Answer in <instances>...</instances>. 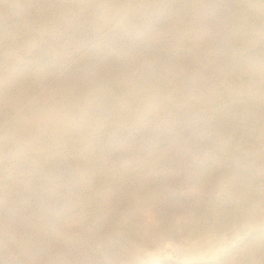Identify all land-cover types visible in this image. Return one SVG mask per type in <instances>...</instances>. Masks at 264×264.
<instances>
[{"label": "bare ground", "instance_id": "6f19581e", "mask_svg": "<svg viewBox=\"0 0 264 264\" xmlns=\"http://www.w3.org/2000/svg\"><path fill=\"white\" fill-rule=\"evenodd\" d=\"M19 1L24 4V15L27 17L34 15V19H29V25L36 28L32 35H27L29 37L27 42L36 41L40 46L48 47L52 50L51 55H54V60L57 62V70L60 71L56 78L53 75L55 71L51 73L45 70L32 80L29 89L24 90V93L20 94V98H18L20 101H17L18 104L14 103L11 105L10 108H14V110L10 113L20 108L17 105L21 106L22 111L19 119H22L27 124L24 128H21L18 125L19 123L14 125L11 123L10 130H18L19 132L15 134L14 140L26 142L22 144H28L38 154H41L45 149L43 141L53 142L50 144L59 145L62 148L64 152L62 158L57 159L65 158L62 162L68 172L67 178H70L69 181H65V186H67L68 191L72 190L74 195L69 197L70 200L64 202V205L68 207L66 209L68 212L65 211V214L58 212L59 214L53 218L48 215L46 210H39V213L36 214L42 216L44 224H49L51 227L47 237L41 235L40 232L42 230L40 227L32 226L30 230L25 224L23 217L16 224L14 221V217L18 216L15 213L16 208L7 207L0 199V249L6 253L17 254L18 252L17 264H94L80 256L82 254L81 251L84 249L83 246L75 248L77 243L89 238V242L84 243L103 245L101 249L105 258H108V260L112 259L109 261L113 264H123L128 253H130L128 255L130 261H138L142 258V252H147L154 248L152 243L156 244V249L165 247L168 244L165 243L167 238L182 233L178 231V228H182L181 231L187 235H203L205 233H208V236L213 233L225 235L228 233V228L233 225L238 226L247 221L255 225L264 222V184H256L250 175H246L247 173L243 174L242 170L249 171L250 165L238 158L240 156L239 152L233 151L229 143H218L219 151H212L210 147L213 143H205L206 141L198 143L196 146L194 142L195 144L193 143L191 147H185V152L188 149L202 151L203 153L205 151L210 152L212 157L215 158L213 161H194L186 158L174 160L170 158L171 155L162 160L155 156H149L151 157L150 159L141 160L135 158L138 150L131 147H118L119 151L115 153L113 150L111 151L113 153L109 151L110 154L107 153L109 157H104L106 154L103 157H93L94 155L87 157L86 154L88 155V153L85 148L94 143L91 140L84 139L87 137V132L99 130L100 124L108 126L106 119L100 118L99 120V117L104 116L105 113L114 114V117H119L120 119H128L130 114L135 112L137 118H139L137 121L134 119V122L142 124V118L152 112L155 114L153 118L162 117V114L169 112L171 115L170 119H172L171 122L177 125L181 121V116H184L183 113L190 117L195 107L203 108L206 104L207 108L217 109L222 116L225 111L224 107L222 108L216 102L217 96H220L224 91L205 82L203 79L205 75L212 81L218 79L219 82L223 81L231 84V80L235 78V75L242 76L243 71L241 69L244 67L243 69L249 70L250 74L256 76L264 88V51L262 50L261 55L259 54V64H253L252 60L257 56L258 51H246L251 41L246 36V33L250 32L253 27L250 25L251 23L243 22L242 18L244 16L240 13L244 11L246 14H254L251 9V1L254 2L253 0H180L181 4L178 12L184 15V13L188 12V9H191L190 12L193 15L190 20L188 19L189 21L182 23L177 20L176 15L179 14L177 11L176 15L172 13L173 9L166 13L168 7H164L161 0H116L118 6L111 11L110 17L104 18L101 24L91 28L93 36L89 39L94 44L86 38L78 39L77 32H85L80 26H75L73 30L68 29V31L64 32L60 29L55 31L50 27L52 20L56 22L55 24L61 21L58 18L73 20V23L75 22L78 25V20L86 24V26L92 25L94 21L91 19L92 11L96 7L94 2L85 0L83 8L79 0H60L61 3L57 2L59 6L52 7L42 5L39 0ZM55 1L57 0L51 1L50 4L53 5ZM223 2L229 7H234L235 10L227 13ZM226 14L227 17L224 18ZM12 15H14V12H10L5 18L9 19L10 17L9 20L14 22ZM72 17L76 18L72 19ZM160 20L164 21L161 24V29L155 26L156 22ZM228 20L232 23L231 25H237L236 30H234L233 26H224ZM4 21L0 20V26L5 25ZM73 23H70L69 26H72ZM27 27L28 25L26 24L22 32H28ZM238 28L239 30H237ZM100 29L104 31H100ZM43 31L47 33H43ZM164 33H169V35L167 34L168 36H166ZM73 34L77 37L79 45L68 49L66 47L70 45V39H72ZM111 34L121 36V41L116 43L120 53L113 56L109 55L110 53L101 55L100 52L103 51L102 53H104L106 51L103 48L104 46H102V38ZM250 35L252 34L249 33ZM46 36L47 38H45ZM188 39H191L190 43L192 45L190 44V46L194 47L192 48L194 50L192 53L183 50V46ZM13 42L16 41L13 40ZM261 46L260 48L263 47ZM227 48L228 51L224 53ZM230 51L235 58H229L230 54L228 52ZM81 52L87 54L86 57L82 61L79 60L80 62L74 61L75 59L73 60L72 56H78ZM82 56L83 54L80 55V58ZM92 58H95L99 63L92 65ZM228 60L233 61L234 68L230 69L227 66ZM144 61H146L145 64L147 62L148 64L150 63L152 69L136 71L137 69L135 68L141 67ZM100 63L103 64V69L98 66ZM10 64H13V71L8 73L9 77L18 79L17 82L31 78L28 75V71H19L13 61H10ZM205 64L212 66L211 74L204 71L203 67ZM6 65H9V62ZM179 73L182 75L181 77ZM170 81L177 86H171L172 88L165 91L164 86ZM219 82L217 81V83ZM120 83H131V85L126 86L124 89H119L118 85ZM223 87L225 86L223 85ZM241 89L248 94L255 92L254 88L252 90L249 87H242L239 91ZM164 91L167 93L182 92L184 98L180 100L172 97V99H165L163 97ZM33 92L37 95L34 98L36 105L35 102L28 101V97ZM119 96H123L127 100L130 108L120 105L121 101H117ZM202 97H204L203 103H198ZM230 99L231 103L235 102L234 99L237 101L236 96L233 95H231ZM155 105L157 106L154 107ZM235 108L242 110L248 115L246 119L238 120V123H235L243 125L244 130H253V134L249 137L246 135L239 136L238 132L235 131L234 135L240 141L246 139L248 144L250 143L249 150L251 148L252 151L255 148L257 149V154H255L260 160L261 165L259 167L262 169V180H264V100L262 93L258 94L256 98L242 101V103L238 102ZM30 113H34L35 118L33 116L30 117ZM233 118L232 115L225 117L226 121L232 122L234 121ZM16 125L18 126L16 127ZM211 125L216 129V133H220V124ZM208 127L211 128L210 125ZM177 129L180 128L177 126ZM197 133L199 134V131ZM75 138L77 139L73 141L72 139ZM93 138H95V135ZM196 138L195 140H198ZM34 140L43 141L34 143ZM145 144L147 143L145 142ZM106 146L109 148L108 145ZM103 150L105 151V149ZM245 151L247 152V150ZM54 153L60 154L57 151L53 152L50 150L49 155L52 154L53 157ZM181 157H183L182 154ZM56 163L57 161H54L53 166ZM44 164H46L44 161L39 162L41 168ZM44 176L55 180L51 171L49 172V177L45 174ZM245 182L250 185V192L246 191L247 193H243L244 187L242 185ZM35 185L38 186L39 183L36 182ZM185 187L188 191L199 192L194 198L202 205H209L210 211L203 214L198 212L195 215L191 214L189 218L178 224L170 220L175 217L176 211L173 208H177V206L161 211L159 196L161 197V193L167 190L171 193L170 201L174 200L180 205L184 204L186 198L183 196L178 197L177 192ZM219 190L226 192V196L219 194ZM253 192H258L259 195L256 193L258 196L254 197ZM69 194L71 195V192ZM205 195H209V198L206 199ZM53 200L55 199L50 201L45 199V202L46 204H51L50 202ZM230 201L234 203L233 207L236 206L235 208L232 207L235 209L234 211L228 208L229 204L227 203ZM247 201L251 203L252 201H257V205L247 206ZM38 202L45 204L42 200ZM212 207H214V210H212ZM149 209L156 210L157 218L149 217L147 213ZM211 210L217 211L218 214L213 216ZM222 213L223 215L227 213L228 216L226 218L225 216L222 217L220 215ZM99 216L115 221L107 228L105 226L101 227L99 229L100 233H92L91 226L93 224L98 225V227L101 226L97 220ZM121 218L128 220V226L121 222ZM134 223L140 224L138 231L135 230ZM122 228H125L126 232L130 233L129 237H131L129 240L137 244L134 245L135 249L130 245L129 248L125 247L127 249L121 247V251L125 249V252L126 250L128 252L125 253V256L124 251L121 252L117 249L120 247H116L117 245L114 241L115 239L118 240L119 229ZM73 235L77 236L75 243L71 245L68 242L69 240L66 241V239L72 238ZM55 236L61 237V243H59L57 254H52L50 246L54 244ZM132 236H138L140 239L138 240L137 238L135 242L136 238L131 240ZM208 236L207 238H209ZM7 237L13 238L11 240L14 241H8ZM45 238H48L47 242L44 240ZM120 241L122 242V240ZM119 242L118 244H120ZM36 249L38 252L35 251ZM68 251H72L71 256L69 254L66 257ZM72 257L75 260L71 259ZM140 264L144 263L141 261Z\"/></svg>", "mask_w": 264, "mask_h": 264}, {"label": "rangeland", "instance_id": "374dc122", "mask_svg": "<svg viewBox=\"0 0 264 264\" xmlns=\"http://www.w3.org/2000/svg\"><path fill=\"white\" fill-rule=\"evenodd\" d=\"M51 1H53V0H47L46 2H45V0L44 1L39 0V2H41L42 5L44 4L47 7L59 6L58 3H61L60 0L59 1L57 0L54 2L53 5H51L50 4ZM79 1L81 2L80 5H82V7L84 8L85 0H79ZM90 1L94 2V5H96L94 10L92 11L91 19L94 20L92 25L86 26V24L79 22V20L77 21L79 23V25H78L75 22L73 23V20H68L67 18L66 19L58 18V20H61V21L58 24H55L56 22L52 20V22L50 23L51 24L50 27H52V29H54L55 31H58L60 29L61 31L64 32L66 30L68 31V29L73 30L75 28V26H77V27L80 26V28H82L85 32L80 33L78 31L77 32L78 39L79 38H86L88 40L89 38H91L93 36L91 28L101 24L104 18L110 17L111 11L114 10V8L118 6L116 3V0H90ZM239 1H241V0H239ZM253 1L254 2L251 1V9H252L254 14H246L244 11H241L240 13L242 14V16H244L242 18L243 22L249 23V24L251 23L250 25L253 27V29H255V30L251 29L250 32L248 31V33H246V36H248V38H250V40H251L249 45H248V47H250L251 49L247 47L246 51H251V50L258 51L257 56L252 60V62H254L253 64L258 65L259 60H260L261 51L262 50L264 51V10H263L264 9V0H259L258 2H257V0H253ZM161 2H163L162 5L164 7L165 6L168 7L166 10V13H168L167 11H169V10L171 11L173 9L172 13H174L176 15V11L177 12L179 11V6L181 4L180 0H177V1L176 0H174V1L173 0H171V1L170 0H166V1L161 0ZM224 4L225 3L223 2V6L226 9L227 13L233 12L235 10L234 7H232V6L229 7V5H226V4L224 5ZM217 5H219V3H217ZM261 6H263V7H261ZM23 9H24V4L19 0H0V20L4 21L6 19L4 21L5 25L0 26V74L6 73L4 75L3 74L0 75V199L2 200V202L5 205H7V207L16 208L15 213H17V215H18L16 217H14V221L16 224L19 222L20 218L23 217L25 224L28 226V228L30 230L32 229V226L40 227V229L43 232V234H42V232H40L41 235L42 236L45 235L47 237V235H48L47 233L50 232L51 227L49 224H44L42 216H39L36 214L39 213V210H46L48 212V215L49 216L51 215L52 218L56 217L59 213L65 214L66 212H68V210H66V209H68V207H66L64 205V202L66 200H70L69 197L73 196L74 194H73L72 190L68 191L67 186H65V183H66L65 181L66 180L69 181V179H70V178L69 179L67 178L68 172H67L66 168L64 167L65 166L64 163L62 162V160L65 158L57 159V158H62V155L64 153L62 151V148H60L59 145H51L50 143H53V142H49V141L45 142L43 140H34V143H40L42 141L45 143V145H44L45 149L42 151L41 154H38L36 152V150H34L33 148H30L28 144H22V143H26V142H23L20 140L19 141L14 140L15 134L17 132H19L18 130H15V129L10 130L11 123H13L12 125L19 123L18 125H20L21 128H24L27 124L22 119H19L20 113L22 111L21 106L17 105V107H20V108H17L13 113H10L14 110V108H10L11 105L14 103L18 104L17 101H20V100H18V98H20V94L24 93V90L29 89V86L32 83V80L34 78H36L37 76H39L45 70H48L51 73H53L55 71L53 75L56 78L58 77L57 74H59V71H60V70H57L58 67L56 66L57 62H56V60H54V58H55L54 55L53 54L51 55V52H53L52 50H50L48 47L40 46L36 41L27 42L28 41L27 38H29L27 35H30V34L32 35L36 27L29 25V23H30L29 19H34V15H30L29 17H27L26 15H24ZM81 10H83V9H81ZM83 11H85V10H83ZM190 11H191V9L190 10L188 9V12L186 11L187 13L186 14L184 13V15L182 13L180 14L178 12L179 14H177L176 17H177V20L179 21V23L187 22L191 19L190 17H192L193 15H192V12H190ZM10 12H14V15H12V19L14 20V22H11L9 20L10 17H9V19L5 18V16L10 14ZM255 13H256V15H255ZM35 14L38 15V13H36V12H35ZM153 14H156V13H153ZM164 14H165V12H164ZM230 14H228V15H230ZM68 17L70 18V16H68ZM226 17H227V14L224 16V18H226ZM75 18L76 17H72V19H75ZM184 18H185V20H184ZM229 20H228V22H225L224 26L225 25H226L225 27H232L233 26L234 30H236L237 25H231L232 23H230ZM70 23H73V25L69 26ZM163 23H164V21L160 20V21L156 22L155 26L159 27L161 29V26H162L161 24H163ZM26 24L28 25L27 29L30 32L29 31L28 32H22V30L24 29ZM22 26H23V28H21ZM6 27H8V28H6ZM3 28H5V29H3ZM239 28L237 30H239ZM256 28H257V30H256ZM103 29H104V27H103ZM103 29L102 30L100 29V31H104ZM71 30H70V32H71ZM182 32H183V30H182ZM43 33H47V32L43 31ZM249 33L252 35L249 36ZM167 34L169 35V33H164V35L168 36ZM253 34H254V36H253ZM261 35H262V37H260ZM47 36L45 38H47ZM261 39H263V40H261ZM13 40H15L16 42H13ZM76 40H77V37L73 34L72 39H70L71 43L66 48L69 49V47L74 48L75 45L78 46L79 42H78V40L77 41ZM115 40H117V42H115ZM120 41H121L120 35L115 36V34H111L107 37L106 36L103 37L102 38V46H104L103 48L106 49V51H104V53H102L103 51L100 52L101 55L102 54L106 55L107 53H110L109 55H112V56L118 55L120 53V50H119L116 43H118ZM90 42H92V41L90 40ZM190 42H191V39H188L186 41L185 45L183 46V50L188 52V53H192V51H194L192 49L194 47L190 46V44L192 45V43H190ZM92 44H94V43L92 42ZM258 44H259V46H258ZM260 46L262 48H260ZM227 51H228V48H227V50L225 49L224 53H226ZM231 53H232L231 51L228 52V54H230L229 58H231V57L235 58L234 56H232L234 54L232 53V55H231ZM81 54H83L82 58H80ZM86 55L87 54H84L81 52L78 56H74V57L72 56V58H73V60L75 59L74 61L80 62V61H82V59H84V57H86ZM257 58H259V59H257ZM10 61H13L14 63H16V66H17L16 68L19 71H25V72L28 71V75L31 78H27L24 81L17 82L18 79H13V78L9 77L8 73H11V71H13V69H12L13 64H10ZM228 61L229 62H227V64H228L227 66L230 67V69L234 68L235 65L233 64V61L232 60H228ZM8 62H9V65H6V63H8ZM145 62L146 61H144L142 63L141 67H137V65H136L137 68H135V66H134V68L137 69L136 71L151 70L152 65L150 63L148 64V62L145 64ZM94 63H99V62H97V60L95 58L94 59L92 58L91 64L93 65ZM51 64H52V66H51ZM98 66H100L102 68L103 64L100 63V64H98ZM211 67L212 66L210 64H208V65L205 64L203 69L205 72H209L211 74V72H212ZM142 68H144V69H142ZM243 68L241 70L243 71L242 76H244V77H242L240 75H235V78H232V80H231V84H228V83L223 82V81L219 82L218 79H215L214 81H212V80L208 79L209 78L208 76H206V75L203 76L204 81L209 83V85L214 86V87H218L219 90L224 91L220 96H217L218 99L216 102L217 104L219 103L222 108L224 107L223 109L225 111H224L222 116H221L220 112H218L217 109L215 110V109L207 108L206 104L204 105L203 108L195 107V109H193L194 111L192 112V115L190 116L191 118L189 116H187V114L183 113L184 116H181L182 117L180 119L181 121L179 120L180 122L177 123V125L171 122L172 119H170L171 115L169 112H167V113L165 112L164 114H162V117H159V118H155V117L153 118V115H155V114L152 112L150 115H147L146 117L142 118L143 119L142 124H138V123L134 122L135 120L137 121V119L139 118V117L137 118V114L135 112L130 114V117H129L130 120H129V118L128 119H120L119 117H114L113 116L114 114L112 115L111 113L110 114L105 113L104 116L99 117V120H100V118L106 119V121L108 122V126L106 124H100L99 130H94L96 133L94 131H92V132L89 131V132H87V135H86L87 137L84 138V139L91 140V141H93L92 143H94V144L89 145L85 148V150L88 153V155L86 154V156L88 157L90 155L89 157H92L94 155L93 157H103V155H105V154L107 155V153L110 154V152L112 150L114 153L118 152L119 151L118 147H127V148L131 147L132 149L138 150V153H137L135 158H138L141 160H147V158L150 159L151 157H154V156L159 157L162 160V159L169 157L171 155L170 158H173L174 160H178L179 158L180 159L186 158V159H190V160H194V161H200V160H202V161H211L212 160L213 161L215 158L212 157L210 152L205 151L203 153L202 151H198V150L193 151V150L188 149V151H190L188 153V151L185 152V149L189 148V146L191 147L194 142L196 143V144L194 143L196 146L198 143H202L203 141H206L205 143H213L212 146L210 147V149L212 148V151H216V150L219 151V144L218 143H229L231 148L233 149V151H235L236 153L239 152L240 156L238 158L243 160L244 163L250 165L249 171L242 170V172H244L243 174L247 173L246 175H248V176L250 175V177L253 178V180L256 182V184H260V185L264 184V180H262L263 179V175L261 172L262 169H260V167H259L261 165L260 160L256 156L257 149L255 148V150L252 151V148H251V150H249L250 149L249 148L250 143L248 144L246 139L240 141L234 135L235 131L238 132L237 134H239V136L246 135L247 137H249L253 134L252 133L253 130L252 131L250 129L244 130L243 125H240V124L238 125L235 123V122L238 123V120L246 119L248 117V115L245 112H243L240 109L235 108L237 106V103L238 102L242 103V101H246V100L248 101V99L250 100L251 98H256L257 95L261 94V93H262V98L264 100V88L262 87L260 81L256 78V76L254 74H250L249 70L246 71V69H243ZM132 69H130V70H132ZM181 76L182 75L180 74V77ZM217 81L219 83H217ZM237 81H239V82H237ZM255 82H256V84H255ZM125 84L120 83L118 85L119 86L118 88L124 89V88H126V86L131 85V83H129V84L127 83L128 85L127 84L125 85ZM167 85H168V87H167ZM223 85L225 87H223ZM171 86L175 87L177 85L174 82L172 83V81H170V83L168 82L164 86V90L167 91L168 89L172 88ZM256 86H257V88H256ZM242 87H249L252 90L254 88L255 92H253V94H248L246 91H243L242 89L239 91V89ZM31 88H32V86H31ZM27 92H29V91H27ZM162 94H163V92H162ZM231 95L236 96L237 101L234 99V101H235L234 103H231V99H230ZM36 96H37L36 93L33 92V94L30 95V97H28V101L34 103L35 102L34 98H36ZM204 96H207V95H204ZM157 97H158V95H157ZM163 97L165 99L178 98L180 100V99L184 98V94L182 92H180V93L179 92H175V93L174 92H171V93L165 92V94H163ZM117 99H118L117 100L118 102L121 101L120 102L121 104L119 103L121 106H126V108L129 107L127 100L124 99L123 96H121V97L119 96ZM202 100L204 101V97L200 98L198 103H203ZM36 104L37 103L35 102V105ZM156 106L157 105H155L154 107H156ZM183 108L186 109L185 107H183ZM226 108H228V109H226ZM19 110H20V112H19ZM230 110H231V112H229ZM237 111H240V112H237ZM136 112H139V111H136ZM212 112H213V114H212ZM210 114H212V115H210ZM228 115H232L234 117L233 122L232 121H226L225 117L227 118ZM31 116H33V118H35L34 113H32V114L30 113V117ZM160 118H162V119H160ZM156 119H158V120H156ZM165 119H166V121H165ZM120 120H122V122H120ZM211 120H213V121H211ZM110 122L113 124L111 125ZM230 122H232V123H230ZM109 123L111 126L109 125ZM210 123L213 125H216V123L220 124L221 126L218 125L222 129V130L220 129V131H219L220 133H216V131H215L216 129ZM207 124H209L210 127L211 128L213 127V128L212 129L209 128L208 127L209 125H207ZM18 125H16V127ZM177 126L180 129H177ZM110 127H111V129H110ZM161 128H162V130H161ZM188 129H190V130H188ZM157 130H158V132H157ZM233 130H234V132H233ZM197 131H199V134L197 133ZM138 132H139V134H138ZM143 133H145V134H143ZM94 135H95V138H93ZM149 135H151V136H149ZM131 137H132V139H131ZM195 138L198 140H195ZM76 139L77 138L72 139V140L74 141ZM180 139L182 140V142ZM145 142L147 144H145ZM56 143H61V142H56ZM80 143H82V142H80ZM105 143H106V145L109 146V148L105 145ZM183 145H184V147H183ZM105 147H107L108 149ZM113 147H114V149H113ZM168 147H170V148H168ZM182 147H183V149H182ZM241 148H244V149H241ZM103 149H105V151H107V152H105ZM50 150H52L53 152L57 151L58 153H60L59 154L60 156L57 155L56 153H54V156L52 157V154L49 155ZM245 150H247V152ZM242 151H244V152H242ZM95 152H96V154H94ZM113 152H111V153H113ZM91 153H93V154L91 155ZM181 154L183 157H181ZM106 155L104 157H109L108 155L107 156ZM149 156H151V157H149ZM52 159H56V160H52ZM40 161H44V163H46L43 165L42 168H41V166H39ZM54 161H57L55 166H53ZM50 171L54 174L55 180H52V178L49 179L50 178L49 177ZM255 173H257V174L255 175ZM44 174L47 175L49 178H46L44 176ZM250 177H246V178H250ZM255 177H256V179H255ZM36 182L39 183L38 186L35 185ZM71 183H73V182H71ZM247 184L248 183L245 182L242 185L244 187V189L246 188L245 190L243 189V193L250 192V188H249L250 185L249 184L247 185ZM247 188L249 191L247 190ZM186 189L187 188L185 187L184 189L177 192L178 197L183 196L186 198L185 203L181 204V205L178 202H174V200L170 201L169 197L171 196V193L168 192L167 190H165L163 193H161V195H162L161 197L159 196V199L161 201V208H160L161 211H165L166 209H169L170 207L177 206V208L176 207L173 208L176 211L175 217L171 218L170 220L175 221L178 224L182 223L187 218H189V215H191V214L195 215L197 212L199 214H203L204 212L210 211L209 205H202L201 203L197 202V200L194 198V196L199 194V192L188 191ZM69 192H71V195L69 194ZM218 193L225 195V196L227 194L223 190H219ZM256 193L258 194V192H255L253 195L254 197H257L259 195V194L256 195ZM205 196H206V199L209 198V195H205ZM173 197L175 198V196H173ZM45 199L47 201H50L51 199H55V200L50 202L51 204H49V203L46 204ZM40 200H42L45 204H40L38 202ZM252 203L250 201L249 202L247 201L246 205L247 206L257 205V201H252ZM227 204H229V206H228L229 210H231V211L235 210L233 208H235L236 206L233 207L234 206L233 202L230 201ZM213 208L214 207H212V210H214ZM212 210H211V212L213 213V216L218 214L217 211H212ZM92 212H94V210H92ZM32 213L35 215H33ZM147 213H148L150 218H157L156 210L149 209L147 211ZM220 215L222 217L225 216V218L228 216L227 213H226V215H223V213ZM243 216H245V215L243 214ZM103 217H105V216L103 215ZM103 217L99 216L97 218L98 222L101 224L100 227H98V225H95V224H93L91 226V232L92 233H100L99 229L101 227L105 226L107 228L112 222L115 221V220H111V219L107 220L106 218H103ZM121 222L125 226H128V224H129L128 220L123 219V218H121ZM156 223L159 224L158 221H156ZM248 223L249 222L247 221V222L243 223L244 225L243 224L238 225V226L233 225L232 227L228 228V231H227L228 233L225 235H222L221 233H213L209 236H208V233H205L203 235L202 234H199V235L188 234L187 235V234H184L183 231H181L182 228H178V231H180L182 233H180L179 235H174L172 237L167 238L165 243H168V244H166L165 247H161L160 249H156L155 248L156 244L152 243V247H154V248L150 249L147 252L146 251L142 252V255H141L142 258H140L136 262L129 260L128 255H130V253H128L126 250V252L128 253V254H126V261H124V263L123 262L122 263L123 264H140V262L142 261L144 264H148V263L149 264H264V222H261V223L256 224V225L254 223H249V225H248ZM139 225H140L139 223H134V228L136 231L139 230L138 229ZM126 231L127 230L125 228L119 229V233H118L119 235L117 238L118 240H116V239L114 240L116 242V245H117L116 247H120V248H117L118 250L125 248V247L129 248L130 246L135 249L134 245H137L135 243H132L129 240V238L131 236L129 237L130 233H127ZM19 232H21V231H19ZM76 236L77 235H75V236L73 235L72 238L66 239V241L69 240L68 242L71 245H73V243H75ZM207 236L209 238H207ZM132 237L133 238L131 240H135V238H136V240H135V242H136L138 236L137 237L132 236ZM7 238L9 239L8 241H10V242L14 241V240H11V239H13L11 237H7ZM60 238L61 237H57V236L54 237L55 242L53 245L50 246V250H51L52 254H55V253L57 254L59 243H61ZM119 239L122 240V242ZM139 239H140V237L138 238V240ZM44 240L47 242L48 238H45ZM129 241L132 243V245ZM84 242H89V238H85L83 240V242H79L75 246L76 249L83 246L84 249H83V251H81L82 254L80 256L83 257L84 260L91 261L94 264H113L111 261H109L112 259L108 260V258H105L104 255L102 254L103 251L101 248L103 247V245H98L96 243H92V244L87 243L86 244ZM118 242L120 244H118ZM91 245H93V246H91ZM127 248H125V249H127ZM85 249H87V250L85 251ZM125 249H123L122 251L120 250L121 252L124 251V256L126 253ZM35 251L38 252L37 249ZM71 252L72 251H68L66 253V257L69 254H70L69 256H71ZM246 252L249 254H247ZM17 255H18V252H17V254L16 253H9V252L6 253L2 249H0V264H17L18 263ZM19 255H20V253H19ZM248 255H249V257H248ZM59 256H61V255H59ZM71 259H74V257H72Z\"/></svg>", "mask_w": 264, "mask_h": 264}]
</instances>
